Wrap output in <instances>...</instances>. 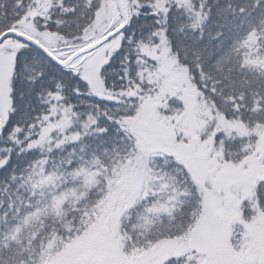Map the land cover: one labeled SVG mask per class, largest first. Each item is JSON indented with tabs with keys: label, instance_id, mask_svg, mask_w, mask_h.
<instances>
[{
	"label": "snow or ice",
	"instance_id": "1",
	"mask_svg": "<svg viewBox=\"0 0 264 264\" xmlns=\"http://www.w3.org/2000/svg\"><path fill=\"white\" fill-rule=\"evenodd\" d=\"M0 264H264V0H0Z\"/></svg>",
	"mask_w": 264,
	"mask_h": 264
}]
</instances>
